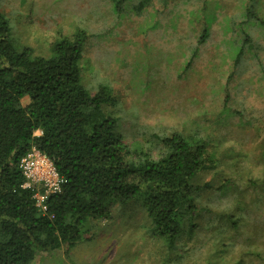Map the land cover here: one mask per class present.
Here are the masks:
<instances>
[{"label": "rangeland", "instance_id": "1", "mask_svg": "<svg viewBox=\"0 0 264 264\" xmlns=\"http://www.w3.org/2000/svg\"><path fill=\"white\" fill-rule=\"evenodd\" d=\"M251 1L146 0L142 11L120 20L115 0H0V10L13 20V37L35 55H48L62 29L89 31L81 81L91 94L99 84L109 88L116 101L109 111L124 142L154 155L159 138L173 131L201 125L210 135L218 167L205 178L238 185L243 208L233 207L231 192L207 191L201 203L220 221L218 215L231 207L242 220L235 232L205 235V246L197 242L199 264H264V29H250L258 60L233 71L229 57L245 7L264 16V0ZM205 28L209 36L200 43ZM225 99L251 124L219 118ZM248 179L259 186L248 190ZM110 211L73 246L37 252L30 264H168L140 202Z\"/></svg>", "mask_w": 264, "mask_h": 264}, {"label": "trees", "instance_id": "2", "mask_svg": "<svg viewBox=\"0 0 264 264\" xmlns=\"http://www.w3.org/2000/svg\"><path fill=\"white\" fill-rule=\"evenodd\" d=\"M145 3L115 0L114 10L123 20ZM257 14L246 6L235 27L229 48L233 71L258 60L250 34L251 27L264 29V16ZM90 36L82 26L62 29L48 55H35L13 37V20L0 10V264H30L37 252L71 247L94 221L111 216L114 205L136 202L149 220L148 232L165 245L163 263L199 264L193 253L197 242L205 246V235L235 232L242 220L231 207L218 215L220 221L202 205V195L231 192L233 207L241 209L243 191L230 179L218 185L212 177L206 180L218 163L201 125L160 137L154 155L124 142L109 111L116 104L109 88L99 84L91 94L81 81ZM208 36L205 28L199 42ZM227 103L219 118L251 124ZM37 129L40 135L34 134ZM32 148L45 154L63 179L60 192L46 197L44 211L35 205L34 190L23 187L20 161ZM247 182L248 190L259 186L257 179Z\"/></svg>", "mask_w": 264, "mask_h": 264}, {"label": "built area", "instance_id": "3", "mask_svg": "<svg viewBox=\"0 0 264 264\" xmlns=\"http://www.w3.org/2000/svg\"><path fill=\"white\" fill-rule=\"evenodd\" d=\"M20 168L25 179L24 188L34 190L35 205L45 210L44 201L53 193L60 192L63 182L52 161L39 150L32 148L20 161Z\"/></svg>", "mask_w": 264, "mask_h": 264}, {"label": "crops", "instance_id": "4", "mask_svg": "<svg viewBox=\"0 0 264 264\" xmlns=\"http://www.w3.org/2000/svg\"><path fill=\"white\" fill-rule=\"evenodd\" d=\"M36 131H39L41 133V131L39 129H37ZM40 133H38L37 135H40Z\"/></svg>", "mask_w": 264, "mask_h": 264}]
</instances>
